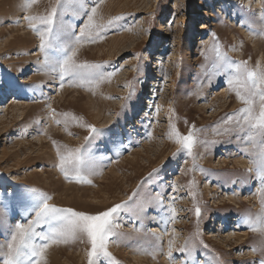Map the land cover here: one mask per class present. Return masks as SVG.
<instances>
[{
    "label": "rangeland",
    "instance_id": "1",
    "mask_svg": "<svg viewBox=\"0 0 264 264\" xmlns=\"http://www.w3.org/2000/svg\"><path fill=\"white\" fill-rule=\"evenodd\" d=\"M61 4L57 43H70L87 17ZM55 6L37 0L26 10L24 0H0V245L27 222L34 189L52 205L91 215L128 204L102 264H261L264 231L247 223L262 212L258 150L228 118L245 107L229 85L235 65L264 68V0H84L85 9L97 7L98 24L121 18L78 46L76 61L102 65L108 78L98 86L73 78L62 88L25 19ZM170 124L181 135L194 131L191 155L169 138ZM84 125L104 135L86 141ZM58 147L81 150L90 184L71 170L65 178ZM226 192L234 203L215 206ZM235 217L237 235L223 244ZM89 250L86 238L53 244L45 264H88Z\"/></svg>",
    "mask_w": 264,
    "mask_h": 264
},
{
    "label": "snow or ice",
    "instance_id": "2",
    "mask_svg": "<svg viewBox=\"0 0 264 264\" xmlns=\"http://www.w3.org/2000/svg\"><path fill=\"white\" fill-rule=\"evenodd\" d=\"M37 0H24V7L27 10ZM76 6V15L84 12L87 19L80 27L79 35H70V43H57L60 40L61 33L54 29L58 18V11L62 7L61 0H56V6L52 7L47 15L44 16H26L29 27L33 32L39 35L41 44L39 50L43 53L45 67L57 73L60 81V87L69 79H76L80 85H99L108 77L100 72L102 65L93 63H78L76 56L78 46L84 42H96L101 33L106 31L121 18L110 20L108 25L98 24L95 20L97 7L91 10L84 8V0H65ZM71 27V26H70ZM264 35V32L261 33ZM218 52V47L214 45ZM59 53V55H57ZM115 73H110L109 76ZM230 89L235 92L237 99L245 105L237 114L228 118V121H235L241 132L248 135L249 141L258 150L256 155L259 157L261 178L264 179V68L259 65L256 69H249L246 62L235 65V74L229 80ZM130 93L129 98H131ZM259 103V111H256V102ZM55 113L53 114L55 118ZM67 118L69 114H60ZM72 120H79L75 116ZM60 124V120L55 121ZM67 123V119L64 121ZM91 133L86 137V141L95 140L97 137L104 135L93 125H84ZM195 126H193L194 129ZM169 138L180 145L179 151H186L192 154L196 144L194 131L190 130L188 135H181L173 125L170 124ZM55 146V144H54ZM251 154V153H249ZM59 157L58 168L66 179L74 172L76 181L79 183H91L82 178V165L84 160L80 149H66L61 152L57 148ZM262 212L257 217L249 218L247 223L253 231H264V191L261 193ZM131 199V198H130ZM50 196L43 193H37L36 190H28V200L26 211L28 219L26 223H17L9 232L6 245H0L2 253V264H45V254L53 244L67 243L68 241L83 240L86 238L90 245L88 251V264H102L104 259H111L108 251V245L111 238L116 235L115 221L119 214L128 208L127 203L116 204L112 208L99 214L91 215L75 211L71 208H60L50 204ZM197 218L201 216V210L195 207ZM172 222L175 220V210L170 214ZM47 226L48 231L42 234L37 231L42 226ZM197 236L199 233L197 232ZM39 239L40 243H37ZM174 240H169V256ZM6 247V252L3 249ZM205 247H207L205 245ZM182 247L180 251H186ZM255 250V249H253ZM264 264V261L261 262Z\"/></svg>",
    "mask_w": 264,
    "mask_h": 264
},
{
    "label": "bare ground",
    "instance_id": "3",
    "mask_svg": "<svg viewBox=\"0 0 264 264\" xmlns=\"http://www.w3.org/2000/svg\"><path fill=\"white\" fill-rule=\"evenodd\" d=\"M259 12L261 13V8L259 9ZM205 28V27H204ZM201 43V42H200ZM202 44L204 45V42H202ZM165 51V50H164ZM161 60V59H160ZM166 61V60H165ZM165 64H166V62H165ZM224 92V91H223ZM221 159L222 158H220V161H221ZM209 187V186H208ZM258 187V186H257ZM259 188V187H258ZM258 188H257V190H258ZM224 201H227V202H229V203H234V200H233V196L230 194V193H223L222 194V197H221V199H214L213 198V204L215 205V206H220V205H222L223 204V202ZM179 209V208H178ZM231 222L233 223V228L231 229V231L229 232V233H227L225 236H223V238L222 239H220V241L224 244V243H226L227 242V240H231V239H233V238H235L236 237V235H237V231H238V229H239V224H238V222H239V218L238 217H235V218H232V220H231ZM220 225H221V221H219L218 222ZM215 230L212 228L207 234H209L208 236L209 237H215ZM217 238H218V235L216 236ZM240 239V238H239ZM242 255H240V257H241Z\"/></svg>",
    "mask_w": 264,
    "mask_h": 264
}]
</instances>
